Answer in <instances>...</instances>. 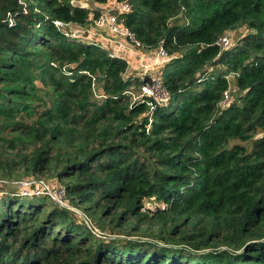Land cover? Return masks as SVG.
<instances>
[{"label": "trees", "instance_id": "obj_1", "mask_svg": "<svg viewBox=\"0 0 264 264\" xmlns=\"http://www.w3.org/2000/svg\"><path fill=\"white\" fill-rule=\"evenodd\" d=\"M72 1L29 0L24 14L0 0V264H264V0ZM111 1L131 5L119 18L142 48L170 54L168 104L133 101L152 78L53 24L85 27ZM241 23L251 32L223 51ZM231 73L239 96L221 107ZM26 175L65 182L92 225L14 192Z\"/></svg>", "mask_w": 264, "mask_h": 264}, {"label": "built area", "instance_id": "obj_2", "mask_svg": "<svg viewBox=\"0 0 264 264\" xmlns=\"http://www.w3.org/2000/svg\"><path fill=\"white\" fill-rule=\"evenodd\" d=\"M18 2H19V5L21 6L23 13L28 14L30 11L29 3H28L29 0H18ZM114 10L115 12L107 11V12H104L99 17L93 19L94 21L92 22L91 28L94 34L99 33L100 31L108 30L114 37L129 41L137 49L142 48L141 41L137 38L136 34L133 31H131L129 28H127L125 24L123 23V21L120 20L119 18L120 14L131 10V5L128 2L118 3L114 6ZM36 12H39V10L36 9ZM45 19H49V17L46 16ZM7 21L9 22L10 25H13L15 23V14L12 12H8ZM53 24L67 36L83 38L82 33L78 32L79 31L78 28L73 29L74 27H77L73 23L65 22L62 20H53ZM230 34L231 33L227 31L225 32L223 36L220 37L218 44L221 47H225L230 44ZM91 42L99 44L97 41L92 40ZM101 45L105 46V44H101ZM117 53H122V52L114 51V50L112 51L113 55H117V56L121 55L120 57L127 59L123 55V53L122 54H117ZM158 55L164 60H169L171 58V56L162 46H160L158 49ZM151 78H152L151 83L142 85V89L144 90V92L142 91V93H140V98H142V96L144 95L152 96L158 103H160V101L166 100L163 98H157L154 95V90L156 88H159L165 94L167 92L163 88V85H162L161 72H158L157 76L151 77ZM230 99H231V95H230V88H229L224 93V98L220 103L221 107L225 106L230 101ZM149 106H150L151 111L155 108V106L153 105V102H149ZM17 185H19L20 190H22L20 192V194L22 195H28V196L45 195V196L50 197L58 205L65 207V208H69L75 212L79 211V213H81L80 210H77L76 207H74L71 204L70 199L68 198L66 194L67 192L66 188L63 185H51L46 181L37 180V179L19 181ZM82 214L85 215L84 213ZM83 219L89 226L92 225L91 221L88 219V217H86V215L84 216Z\"/></svg>", "mask_w": 264, "mask_h": 264}, {"label": "rangeland", "instance_id": "obj_3", "mask_svg": "<svg viewBox=\"0 0 264 264\" xmlns=\"http://www.w3.org/2000/svg\"><path fill=\"white\" fill-rule=\"evenodd\" d=\"M85 5H87L88 7L92 8L93 10L95 8H99L97 7L94 3H90V2H87V1H82ZM115 1H111L109 4L107 5H104V10H111L114 5H115ZM77 27H74L73 29H75ZM229 32L231 33L230 34V44L228 46H225V47H222L223 48V51L224 50H230L231 48H234L236 45H239L240 43V40H242L248 33L251 32L250 28L246 25V24H238L237 26H235V28H232L231 30H229ZM99 33H104L106 38H109V39H114L115 41L117 40V44L114 43V45H111L110 43H107L109 41V39H101V42L103 44H105V46L110 49L111 51L115 50V51H120L123 53V55L127 56V59L132 62L130 65H129V68L125 74L126 77H138L139 79H144L146 77H155L157 76V73L158 72H161V69L159 71V66H163L164 64H166V62L168 60H164L163 58H161L159 55H158V49H149V48H140V49H137L135 48L129 41H126V40H122L120 38H116L114 37L110 32V34H108L107 32H104V31H100ZM134 51V52H133ZM146 54H150L152 58L148 59L147 62L143 61L141 59V57L143 55H146ZM170 55V54H169ZM141 59V60H140ZM154 59V60H153ZM143 63H147V68H144L142 67V64ZM226 65H218L215 70H221V69H226ZM235 76L236 74L235 73H231L228 78H229V83H230V95H231V99L232 100L233 98H238V88L236 87V84H235ZM142 91L144 92V90L142 89V84L141 86H137V87H132L130 88V95L132 96L133 98V101L136 100L137 98H140V93H142ZM95 92L98 93V94H102V91L101 90H98L97 88L95 89ZM154 95L157 97V98H163V99H166L164 101H160V103H166L168 104V99H169V93L166 92V94L164 92H162L159 88H156L154 90ZM96 99H99L97 96H95ZM160 100V99H159ZM260 135V134H259ZM259 135L257 137H259ZM236 142H239V141H233L232 143H236ZM244 144H246V146L251 149V141L249 142H245ZM20 171L22 172L23 169L20 168ZM23 177V179H21V181L23 180H31V179H36L35 177L31 176V175H26V176H21ZM2 180H0V194H3V189L6 188V186L4 185L5 183L1 182ZM46 182H48L49 184L51 185H63L65 186V182H61L60 180H58L57 177H51V178H48V180H45ZM10 188L12 187H16L18 189H12L14 190V192H16L15 190H19V185H17L15 182H12ZM22 190H19V193H17L18 195H20V192ZM22 195V194H21ZM156 201H154V199H151V200H145V205H146V208L151 210V211H155L156 209H152V208H156ZM161 207H164V206H161ZM77 210H80L81 212H83V210L81 208H77ZM79 213V211H77ZM84 213V212H83ZM156 213V212H154ZM85 214V213H84ZM79 218L80 215L82 216V218H84V216L86 215H83L82 213H79ZM155 214H152L151 216H154ZM87 217V216H86ZM81 218V219H82ZM151 218H154V217H151ZM150 221L149 219H145L144 222L146 225H149L150 224Z\"/></svg>", "mask_w": 264, "mask_h": 264}, {"label": "crops", "instance_id": "obj_4", "mask_svg": "<svg viewBox=\"0 0 264 264\" xmlns=\"http://www.w3.org/2000/svg\"><path fill=\"white\" fill-rule=\"evenodd\" d=\"M110 2H108V3H106V4H104V5H107V4H109ZM104 5H102V6H104ZM108 10H105V12H107ZM91 26H92V24H88V25H86L85 27H78L77 26V28L79 29V33H82V37H83V39H86V40H93V41H97L98 43H101V44H103L102 42H101V39H104V40H106V39H109V38H106V36H105V34L104 33H96V34H94V32L92 31V28H91ZM104 32H107L108 34H110L109 33V31L108 30H105ZM83 34H84V36H83ZM111 35V34H110ZM111 42V43H110ZM107 43H110L111 45H114V43L115 44H117L118 45V43H117V40L115 41L114 39H109V41L107 42ZM115 51V50H114ZM134 52V51H133ZM117 54H122V53H117ZM118 56H121V55H118ZM125 56V55H124ZM126 58H127V56H125ZM150 58H152L151 57V55L149 54H146V55H143L142 57H141V59L143 60V61H145V62H147V60L148 59H150ZM140 59V60H141ZM154 60V59H153ZM127 61H128V64L130 65L132 62H130L128 59H127ZM147 63H143L142 64V67H144V68H147ZM160 69H162V66H159V71H160Z\"/></svg>", "mask_w": 264, "mask_h": 264}, {"label": "water", "instance_id": "obj_5", "mask_svg": "<svg viewBox=\"0 0 264 264\" xmlns=\"http://www.w3.org/2000/svg\"><path fill=\"white\" fill-rule=\"evenodd\" d=\"M72 3L75 6H81V7H88L87 5H85L82 1L80 0H73ZM264 135V133L260 134L259 137H262Z\"/></svg>", "mask_w": 264, "mask_h": 264}]
</instances>
